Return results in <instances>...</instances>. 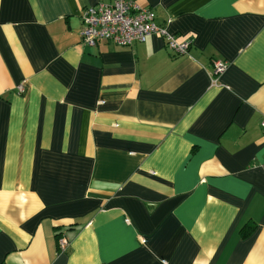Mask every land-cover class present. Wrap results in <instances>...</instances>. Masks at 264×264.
I'll list each match as a JSON object with an SVG mask.
<instances>
[{"label": "crops", "instance_id": "crops-1", "mask_svg": "<svg viewBox=\"0 0 264 264\" xmlns=\"http://www.w3.org/2000/svg\"><path fill=\"white\" fill-rule=\"evenodd\" d=\"M112 1L0 0V264H264V0H134L180 55Z\"/></svg>", "mask_w": 264, "mask_h": 264}, {"label": "built area", "instance_id": "built-area-1", "mask_svg": "<svg viewBox=\"0 0 264 264\" xmlns=\"http://www.w3.org/2000/svg\"><path fill=\"white\" fill-rule=\"evenodd\" d=\"M154 12L143 7L134 0H113L111 3H97L88 6L82 13L80 41L83 45L95 46L99 41H109L117 45H128L133 42H143L150 35L162 34L165 46L173 53L180 55L188 52V39L178 40L175 34L168 32L164 26L156 24ZM212 83H216V76L223 73L228 64L221 60H214ZM20 92L22 85L17 86ZM264 129V118L260 121ZM264 166V163H262ZM60 245H65V239L60 238ZM142 241H144L142 239Z\"/></svg>", "mask_w": 264, "mask_h": 264}, {"label": "trees", "instance_id": "trees-1", "mask_svg": "<svg viewBox=\"0 0 264 264\" xmlns=\"http://www.w3.org/2000/svg\"><path fill=\"white\" fill-rule=\"evenodd\" d=\"M249 228H250V229H253V228H254V225H253V224H250V225H249ZM57 235H58V234H57Z\"/></svg>", "mask_w": 264, "mask_h": 264}]
</instances>
